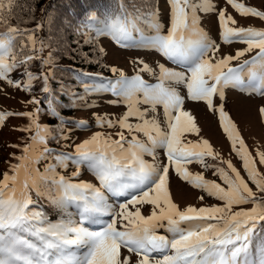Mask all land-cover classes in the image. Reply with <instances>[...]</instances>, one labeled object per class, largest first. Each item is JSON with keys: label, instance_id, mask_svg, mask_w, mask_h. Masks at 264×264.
Segmentation results:
<instances>
[{"label": "snow or ice", "instance_id": "snow-or-ice-1", "mask_svg": "<svg viewBox=\"0 0 264 264\" xmlns=\"http://www.w3.org/2000/svg\"><path fill=\"white\" fill-rule=\"evenodd\" d=\"M16 3L0 0V80L26 92L39 80L41 91L49 94L48 113L59 116L50 89L54 70L39 74L30 70L33 61H40L41 67L55 62L51 52L41 55L45 42L34 35L43 24L37 22L32 29L19 27V21L12 25ZM165 3L167 25L158 3L144 8L136 0H114L102 14L89 12L76 29L83 33L84 44L108 37L118 47L155 51L175 65L157 62L153 68L138 57L135 62L140 67L132 76L110 66L112 73H119L115 80L73 70L84 92L76 94L77 99L111 92L117 99L110 103L124 105L118 117L93 113L97 127L119 129L114 136L96 131L75 144L72 152L56 151L48 142L62 130L40 124L39 107L18 113L0 111V126L6 117L18 115L28 120L18 130L33 132L22 146L10 145L20 152L10 154L16 163H10L0 178V264H132V254L135 264H264V173L257 167V159L264 165V151L257 150L253 157L224 110L226 88L264 95V28L231 27L236 21L221 8L217 16L221 41L242 42L246 47L220 57V45L201 27L198 14L215 11L212 0ZM227 3L242 16L264 20V11L239 0ZM253 49L258 51L250 59L231 65ZM98 51L103 54L105 50L100 47ZM20 68V77L13 79L10 74ZM144 72L155 82L145 80ZM179 85L186 89V97ZM214 96L219 97L218 106ZM186 99L205 102L210 111L218 113L247 179L207 139H184L200 131L195 117L184 108ZM28 103L39 105L41 101L33 96ZM158 106H162L163 120ZM258 111L264 120V106ZM74 123L81 129L89 126L86 120ZM60 139L68 136L61 134ZM158 150L167 162H158ZM45 160L41 171L37 165ZM193 162L213 169L220 182L205 178L203 172H190L187 165ZM70 164L76 169L70 175L56 171ZM82 166L96 183L78 179ZM170 170L220 203L188 205L181 210L169 191ZM109 197L124 199L118 211ZM41 199L58 211V219L52 221L38 207ZM247 204L252 206L242 207ZM145 205L151 206L147 215L141 211ZM86 224L101 226L92 230Z\"/></svg>", "mask_w": 264, "mask_h": 264}, {"label": "rangeland", "instance_id": "rangeland-1", "mask_svg": "<svg viewBox=\"0 0 264 264\" xmlns=\"http://www.w3.org/2000/svg\"><path fill=\"white\" fill-rule=\"evenodd\" d=\"M160 3V9L162 14V19L165 25H167V5L165 0H158ZM239 2L244 3L246 6L255 7L261 11H264V0H239ZM212 3L215 5V11L209 13H198L201 16V27H203L211 36V38L220 45L219 52L217 56L222 57L224 54L235 55L237 49H243L246 45L242 42H231V43H223L220 38V28L218 23V12L221 8L225 9L226 14H230L234 20L235 24H230L231 27H255L258 29L264 28V20L260 18L252 17V16H242L235 9L232 8L231 5L227 3V0H212ZM22 8V9H21ZM21 11L18 13L19 16L23 14L25 11L24 7H19L16 11ZM25 14V13H24ZM25 25V24H24ZM36 27V25L34 26ZM32 27V28H34ZM31 27L29 29H32ZM166 30V29H165ZM34 35L38 39H42L41 31L35 32ZM98 44V49L100 47L104 48V53L101 54L106 63L110 66H116L118 69H122L124 73L128 76H132L137 69L140 67L137 64L136 58H140L141 60L147 62L153 68H155L156 63H165L169 67H175V65L171 64L169 61L164 59L159 53L151 50H146L143 48H122L116 46L110 38L108 37H100ZM51 47L53 46V40L46 41V46L44 47L42 56L46 57L50 51H52ZM258 49H253L251 52L245 53L244 56L240 57L238 60L231 61L232 66H236L240 64L244 58H251L256 54ZM49 67L41 64L39 61H36V64H31V71H35L39 74L41 71L48 72ZM23 69L20 68L13 73H11V77L13 79H17L20 77ZM34 72V73H35ZM145 80H148L150 83H154L155 79L150 76L148 73H141ZM247 79V78H246ZM179 88V91L182 95L186 97V89L182 86H176ZM41 91V82L39 80L34 81V86L31 92H26L21 90V88L9 86L5 81L0 80V111H8L13 113L25 112V111H33L37 108L38 105L33 103H28V101L35 96L37 99L39 98V94ZM225 102H224V110L229 114L231 120L236 124L237 129L240 133V136L244 140L248 151L256 156L257 150L264 151V120L261 119L259 115V107L264 106V95L257 93H249L242 92L240 90L234 88H226L225 89ZM112 93H109L106 97L103 98L102 95L92 99V107L88 109H82L77 112L78 118L80 120H86L89 124L87 128H83L82 130L78 129V132L73 133L72 139V149L73 151L75 144L80 143L84 139L88 138L93 132L96 131H104L106 133H114L119 131L116 129H108L106 126L104 128H99L96 126V121L93 117V113L96 114H109L110 117H118L125 111L124 105H116L110 103V101L116 100ZM213 102L215 105L220 104V100L218 96L213 97ZM146 107V106H141ZM184 108L189 110L191 114L195 117L197 125L200 129L198 134H186L185 140H198L203 137L207 139L212 145L214 151L220 154V157L224 160H231V162L240 170L241 175L247 179L246 173L242 168V164L240 159L236 156L235 152L232 151L231 143L227 138L226 133L223 131L222 127L219 123L218 113L215 111H210L205 102H195L186 99L184 104ZM157 112L159 113L160 119L163 120V111L162 106L157 107ZM40 124L46 125L45 117L39 116ZM133 122H135L133 120ZM28 120L24 117L18 115H12L5 118V122L2 126H0V178H2L3 173L8 170L10 163H16V161L12 158L10 154L16 153L19 154L20 150L18 148L11 147L12 144H20L21 146L27 140L29 136L33 134L32 131L23 132L18 129L26 125ZM127 135V133H126ZM115 138V137H114ZM143 138V137H141ZM238 146V145H237ZM145 159L152 161L151 157L146 156ZM166 161V157L162 150H158V162ZM48 161H41L37 167L43 171L44 164ZM209 162L211 160L209 159ZM188 169L192 173L203 172L205 178L218 180V177L213 175V169L205 170L198 163H191L187 165ZM226 167V165H225ZM257 167L258 169L264 173V165H260L257 159ZM75 166H72L67 172V175H70L71 172L75 171ZM81 180L91 181L96 183L92 173L88 170L86 166L81 167V174L78 177ZM250 187L255 191V186L250 184ZM169 191L171 193L173 201L180 207V209H184L188 205H193L196 207L201 206H209L212 204H218L219 201L214 198L208 197L203 191L192 187L189 183L182 180L174 170H170L169 173ZM204 196L203 200H200L199 197ZM130 198V197H128ZM111 199V198H110ZM109 202L113 204L114 208L119 210V203L124 202L123 198H117L118 201ZM252 205L247 204L242 207L250 208ZM149 205H145L141 208L143 214L147 215L150 211ZM131 208V206H130ZM237 210L236 208L233 211ZM56 215L59 216L58 211L55 212ZM106 220L110 219L109 217H104ZM97 226V227H95ZM101 225H93L91 226L93 230H98ZM163 233L162 229L160 230ZM122 254L128 255L125 249H122ZM136 256L132 254V264H135Z\"/></svg>", "mask_w": 264, "mask_h": 264}, {"label": "trees", "instance_id": "trees-1", "mask_svg": "<svg viewBox=\"0 0 264 264\" xmlns=\"http://www.w3.org/2000/svg\"><path fill=\"white\" fill-rule=\"evenodd\" d=\"M125 2L127 3V0ZM136 3L144 8L155 3H158L160 7L158 0H136ZM113 4L114 0H17L14 6V14L10 20L12 25H17L19 21V27L32 28L37 22H42L43 27L40 31L45 45L46 41L53 40L54 47H51L52 51L50 52L55 57V62L54 64H46V67L54 70V77L50 79V89L51 95L54 97V104L60 115L53 116L48 113L47 98L49 94L42 91H40L38 98L41 103L37 107L41 109L39 116L45 117L46 125L50 128L62 130L57 132L56 139H51L48 142V146L56 151L72 152L71 144L74 136L72 134L78 132V129L82 130L77 128L74 123L80 120L77 112L92 107L88 105H92L93 98L100 95L104 98L110 93L90 94L85 95L84 100L77 99L76 94L84 95V92L83 86L75 78L73 70L101 73L104 78L113 80L119 75V73L114 74L109 70L110 65L105 62L98 51L100 38L94 43L84 44L85 37L83 33L78 34L76 31L80 22L86 18L89 12L96 11L98 14H102L105 8ZM19 7L25 8L21 16L18 15L21 11H16ZM18 44L19 41H17ZM84 53L87 56L83 55ZM247 59L244 58V60ZM34 64H36V61L32 62V65ZM74 100L76 106H73ZM61 134L68 136V139H60ZM64 145H69V147H64ZM72 166L70 164L67 169L57 168L56 171L68 176L66 172ZM109 199L111 202L118 201L114 197H109ZM38 207L42 208L52 221L58 219L59 216L55 214L57 210L46 199H41ZM85 226L93 230L91 227L93 225L86 224ZM162 231L164 230L162 229ZM259 239L260 237L256 238V240Z\"/></svg>", "mask_w": 264, "mask_h": 264}]
</instances>
